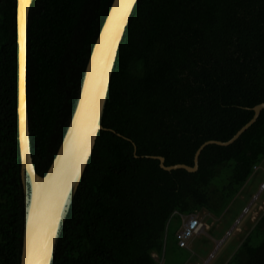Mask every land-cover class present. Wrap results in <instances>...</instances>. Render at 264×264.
<instances>
[{
    "label": "trees",
    "instance_id": "16d2710c",
    "mask_svg": "<svg viewBox=\"0 0 264 264\" xmlns=\"http://www.w3.org/2000/svg\"><path fill=\"white\" fill-rule=\"evenodd\" d=\"M114 0H34L28 23L31 153L44 176L75 110ZM264 0H139L116 59L93 154L52 264H158L183 217L219 219L264 164ZM176 225L172 227V222ZM17 0H0V264H20ZM181 249V248H179ZM228 264H264V212Z\"/></svg>",
    "mask_w": 264,
    "mask_h": 264
},
{
    "label": "water",
    "instance_id": "95a60500",
    "mask_svg": "<svg viewBox=\"0 0 264 264\" xmlns=\"http://www.w3.org/2000/svg\"><path fill=\"white\" fill-rule=\"evenodd\" d=\"M34 0H17L18 140L25 196V223L20 264H52L62 227L93 154L102 125L110 83L126 29L139 0H114L86 66L75 110L50 168L44 176L35 169L30 140L27 100L28 23ZM264 103L252 109L253 118L229 141H208L194 156V166L167 167V172L199 169L201 152L209 145L234 144L258 120Z\"/></svg>",
    "mask_w": 264,
    "mask_h": 264
},
{
    "label": "rangeland",
    "instance_id": "374dc122",
    "mask_svg": "<svg viewBox=\"0 0 264 264\" xmlns=\"http://www.w3.org/2000/svg\"><path fill=\"white\" fill-rule=\"evenodd\" d=\"M262 183L264 164L254 172L219 219L212 217L208 224L209 216L197 215L206 230L190 241L188 249L177 248L169 237L158 264H228L264 212V192H260ZM171 225H176V220Z\"/></svg>",
    "mask_w": 264,
    "mask_h": 264
},
{
    "label": "built area",
    "instance_id": "2783aa9c",
    "mask_svg": "<svg viewBox=\"0 0 264 264\" xmlns=\"http://www.w3.org/2000/svg\"><path fill=\"white\" fill-rule=\"evenodd\" d=\"M260 192H264V183L260 185ZM246 211L248 212V209H246ZM205 230V225L197 215L183 217L181 221V228L176 234L178 247L181 249H188L190 241L193 238L204 234Z\"/></svg>",
    "mask_w": 264,
    "mask_h": 264
}]
</instances>
